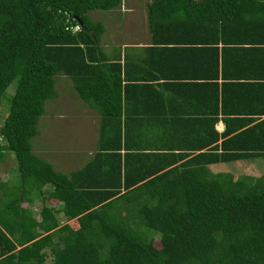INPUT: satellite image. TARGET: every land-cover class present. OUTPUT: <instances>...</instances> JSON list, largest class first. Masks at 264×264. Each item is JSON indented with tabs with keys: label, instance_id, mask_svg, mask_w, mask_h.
Here are the masks:
<instances>
[{
	"label": "trees",
	"instance_id": "obj_1",
	"mask_svg": "<svg viewBox=\"0 0 264 264\" xmlns=\"http://www.w3.org/2000/svg\"><path fill=\"white\" fill-rule=\"evenodd\" d=\"M124 2L0 0V104L16 82L0 159L13 153L21 178L0 179V264H264V173L212 170L264 157V0H148L146 50L180 47L208 79L182 90L202 97L185 116L139 84L157 78L146 63L161 64L125 54L124 67L103 50L108 29L90 13H124ZM59 74L100 117L99 151L70 174L33 146Z\"/></svg>",
	"mask_w": 264,
	"mask_h": 264
},
{
	"label": "rangeland",
	"instance_id": "obj_2",
	"mask_svg": "<svg viewBox=\"0 0 264 264\" xmlns=\"http://www.w3.org/2000/svg\"><path fill=\"white\" fill-rule=\"evenodd\" d=\"M148 0H126L123 5V9H128V11L121 10L118 13L116 10L110 12H91V16L94 20L102 21L108 32L110 34L106 37L108 42L113 39V44L121 41V43L126 39L127 43H137L144 40L141 36H147V17H146V3ZM124 14V15H123ZM123 15V16H122ZM125 35V38L119 40V36ZM64 79L65 76L59 74L56 78L57 87L61 93V97L56 99V105L51 104L49 110L54 112L55 115L49 117V114L44 115L39 122V135L33 139L34 151L44 156V158H49L56 163V166H60L62 161L69 159L67 152L72 149L85 148V151L90 150L91 146L95 143L93 139V133L90 129L91 121L87 119H82L84 113L90 114L97 111L90 109L88 104L80 100L76 95L73 97L77 100V110H74L73 117L69 122L65 121V85L64 88L58 86V79ZM16 91V82H14L8 89L6 96L4 97L2 103L0 104V126L4 124L5 117L9 114L11 107V99ZM73 94V93H72ZM71 95V94H70ZM80 100V101H79ZM49 102H53L49 101ZM48 102V103H49ZM88 107L89 109H85ZM80 109V110H79ZM85 110V111H84ZM93 139V140H92ZM97 140V139H96ZM68 144L67 147L65 144ZM73 145H71V144ZM37 147V150L35 148ZM17 163L14 159V154H7L6 157L0 159V179L8 183L6 187H13L20 185L21 178L17 170ZM73 169V168H72ZM214 172H231L235 175L247 174L258 177L264 173V157L259 159L249 160V161H239L228 164H221L212 167ZM7 189V188H6ZM3 191H0L2 194ZM38 199V198H37ZM36 199V200H37ZM4 200L0 203V207L3 206ZM41 208V201L38 200L32 206V210L35 215H38V211ZM60 224H65L66 220L64 217L60 216ZM154 245L159 248L160 242L158 235L155 238Z\"/></svg>",
	"mask_w": 264,
	"mask_h": 264
},
{
	"label": "crops",
	"instance_id": "obj_3",
	"mask_svg": "<svg viewBox=\"0 0 264 264\" xmlns=\"http://www.w3.org/2000/svg\"><path fill=\"white\" fill-rule=\"evenodd\" d=\"M147 29H148L147 36L146 37L141 36V39L143 38L144 40H142L141 42L132 43V44L127 43L126 39L122 43L120 41L116 44H113L114 43L113 39L108 42L106 37L110 34V32H107L105 33V35L102 37V40H101V45L103 47V50L107 52L109 56H112V58L110 59L117 60L124 67H126L125 66L126 65L125 54H127L128 58L133 59L132 61H134L135 64L137 63L136 65L140 64L139 62L141 61L147 62V60L148 62H157V64H161V66L159 67L157 65L156 69H150V65L146 63L147 64L145 67L146 71L143 73V75L144 76L153 75V76H157V78L154 79L153 81H141L139 83V84H153L156 87L157 91L164 94L165 99L163 103L158 102L157 101L158 99L153 102H149V103H155V105H158L159 107L162 106L164 109H166L167 112L173 111L172 115L173 114H178V115L184 114L183 116H185L190 113L193 114L194 108H195L193 106L195 105L196 101H199V100L200 102L202 101L201 99H199V98H202L201 92L198 93V91H194V90L190 91L189 88H187V91H182V90L187 87V84H190V83L204 84L208 82L207 81L208 79L206 78L198 79L197 78L198 72L197 70H195L196 68H191V67L188 68L190 59L187 61V60H183V58L182 59L179 58L178 54H181V52H179L180 47L179 48L175 47L176 49L172 51L164 50L165 52L163 51L158 52L156 53L157 55L156 57H155V53L153 54V51L151 52L148 49L146 50V48L153 46L151 42L152 40L150 36V29L148 26V21H147ZM123 38H125V35L119 36V40ZM162 57H164L165 60L161 61ZM168 57H170L171 59L173 58H179V59H177L176 63L173 62L171 64V62H168ZM154 58L156 61L153 60ZM130 69L133 70L134 67H131ZM137 71H138V67H136L133 73L135 75H138ZM210 74H211V69H210ZM220 82H222V80H219V83ZM69 87H71L70 84H69ZM177 92L178 93L188 92V94H190L188 95V97L190 96L191 100L192 101L194 100V101L193 102L191 101V103H189V102L182 101V98L178 99ZM205 104L208 105L207 103ZM77 105H78L77 100H74L73 96H71L70 94H66L65 96V121L67 120L69 122V120L73 117V114H74L73 111L77 110ZM85 109H89V108L85 107ZM79 112L80 111H78V113ZM81 118L83 120L87 119L91 121L92 124L90 126V129L93 133V139H95L94 140L95 143L91 146V148H89L90 150L88 151L87 150L85 151V148L83 149L77 148V149H72L71 154L70 152H67L69 155V159L68 160L65 159V161H62L61 165L58 167L56 166V163L54 161L48 160L49 158H46L48 161L54 164L57 170L63 173L70 174L72 172H75L81 169L90 160V158L99 151L98 142L100 139V133H99L100 117L98 113L96 112L90 113V114L84 113L83 117ZM216 129L219 132L224 131L225 123L223 121H219L217 123ZM65 145L69 147L67 143ZM37 154L40 155L39 153Z\"/></svg>",
	"mask_w": 264,
	"mask_h": 264
}]
</instances>
